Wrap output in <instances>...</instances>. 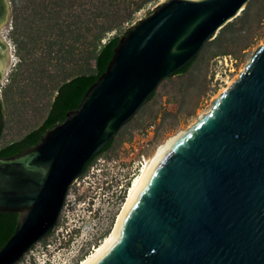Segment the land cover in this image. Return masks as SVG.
Wrapping results in <instances>:
<instances>
[{"label":"water","instance_id":"obj_1","mask_svg":"<svg viewBox=\"0 0 264 264\" xmlns=\"http://www.w3.org/2000/svg\"><path fill=\"white\" fill-rule=\"evenodd\" d=\"M251 0H161L120 36L77 109L0 156V211L17 212L0 264L58 226L90 161ZM0 28L9 20L8 0ZM10 47L0 36V80ZM187 129L157 148L103 247L85 264H264V45Z\"/></svg>","mask_w":264,"mask_h":264},{"label":"rangeland","instance_id":"obj_2","mask_svg":"<svg viewBox=\"0 0 264 264\" xmlns=\"http://www.w3.org/2000/svg\"><path fill=\"white\" fill-rule=\"evenodd\" d=\"M159 1L145 4L131 22L109 32L102 42L123 35ZM8 2L11 15L0 28L1 38L10 47L8 67L0 80L5 118L0 146L42 124L57 86L94 66L89 51L95 29H86L93 27L92 16L97 12L92 0ZM124 6L111 8L110 13H124ZM246 8L206 44L188 72L160 83L155 96L71 188L56 229L18 264H78L102 242L125 200L120 199L118 187L134 169L136 148L146 149L150 158L161 143L209 112L211 102L239 78L257 48L264 45V0H251ZM79 13L86 14L84 29L78 24Z\"/></svg>","mask_w":264,"mask_h":264},{"label":"trees","instance_id":"obj_3","mask_svg":"<svg viewBox=\"0 0 264 264\" xmlns=\"http://www.w3.org/2000/svg\"><path fill=\"white\" fill-rule=\"evenodd\" d=\"M151 1L153 0H92V4H94L97 9V12L92 16V28L86 26V14H78V24L80 28L84 29L87 27L86 29L91 31H94L95 29L93 34L94 46L89 51L90 59L94 61V66L90 68L91 71L88 70V72L77 74L74 77L64 80L61 84H59L56 88V94L51 103V107L42 124L26 133L22 138L13 140L5 145L0 146L1 157L12 156L25 148L37 144L41 140L42 135L48 129L53 127L55 124L62 122L67 117V113L69 111L78 108L88 89L106 71L109 62L113 57L114 48L118 44L121 34H115L109 37L105 42H102V39L106 38L109 32L113 30H120L125 23L131 22L135 13L139 11L145 4ZM122 6H124V13H110L109 9L113 7L121 8ZM245 10L242 12H245ZM5 13V0H0V19L5 16ZM127 30L128 29L125 30L124 34L127 32ZM196 58L187 65L178 69L174 75L188 72ZM155 93L156 91L151 94L149 100L155 96ZM4 126V109L2 100L0 99V139L3 134ZM113 142L114 139L105 145L92 159H90L84 170V173L88 171L90 166L96 161L99 155L106 152L111 147ZM17 222V212L0 211V247H2L12 236L16 229ZM84 258H82L80 261H82Z\"/></svg>","mask_w":264,"mask_h":264},{"label":"bare ground","instance_id":"obj_4","mask_svg":"<svg viewBox=\"0 0 264 264\" xmlns=\"http://www.w3.org/2000/svg\"><path fill=\"white\" fill-rule=\"evenodd\" d=\"M165 142H166V140L163 142V143H161V144H165ZM160 144V145H161ZM158 148V147H157ZM157 148H156V150L154 151V153L151 155V157L149 158H147L146 160H145V162L143 163V165L141 166V168H140V171L138 172V174L137 175H135L133 178H132V181H131V183H130V185H129V187H128V189H127V192H126V197H125V200L123 201V205H122V208H121V210H120V212H119V214H117V217H116V219H115V222H114V225H113V228H112V230L110 231V233L102 240V242L98 245V246H96V248L89 254V255H87L82 261H80L79 262V264H85L98 250H100L102 247H103V245L106 243V241L109 239V237L112 235V233H113V231H114V229H115V226H116V224H117V222H118V220H119V218H120V215H121V213H122V211H123V209H124V207H125V205H126V203H127V201L129 200V198H130V196H131V194H132V192H133V190H134V188L136 187V185L138 184V182H139V180H140V178H141V176H142V174H143V171H144V169H145V167H146V165H147V163H148V161H150L155 155H156V152H157Z\"/></svg>","mask_w":264,"mask_h":264},{"label":"built area","instance_id":"obj_5","mask_svg":"<svg viewBox=\"0 0 264 264\" xmlns=\"http://www.w3.org/2000/svg\"><path fill=\"white\" fill-rule=\"evenodd\" d=\"M151 128H154V125H152ZM148 157H149V154H148L146 149H140L139 150L138 148H136V159L134 161V169H132L131 172L126 173V175L123 177V179H124L122 181L123 185L120 184L119 187H118L119 192H120L119 194H120V197H121L120 199H123V198L125 199L127 189H128V187H129V185H130V183L132 181L131 180V176L134 177L135 175L138 174V172L140 171L141 166L143 165V163L145 162V160ZM84 175H85V173L82 174L80 177H78L76 179V182H75L74 185L79 184L81 182L82 178L84 177Z\"/></svg>","mask_w":264,"mask_h":264}]
</instances>
